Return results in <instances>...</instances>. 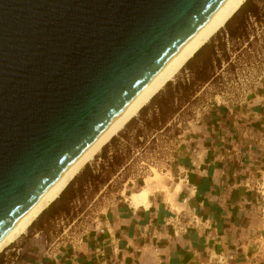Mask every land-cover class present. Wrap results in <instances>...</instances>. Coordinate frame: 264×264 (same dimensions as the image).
<instances>
[{"label": "water", "instance_id": "obj_1", "mask_svg": "<svg viewBox=\"0 0 264 264\" xmlns=\"http://www.w3.org/2000/svg\"><path fill=\"white\" fill-rule=\"evenodd\" d=\"M223 0H0V238Z\"/></svg>", "mask_w": 264, "mask_h": 264}, {"label": "crops", "instance_id": "obj_2", "mask_svg": "<svg viewBox=\"0 0 264 264\" xmlns=\"http://www.w3.org/2000/svg\"><path fill=\"white\" fill-rule=\"evenodd\" d=\"M240 105L207 115L206 142L173 202L158 194L146 210L126 201L108 209L57 264H260L264 80Z\"/></svg>", "mask_w": 264, "mask_h": 264}, {"label": "rangeland", "instance_id": "obj_3", "mask_svg": "<svg viewBox=\"0 0 264 264\" xmlns=\"http://www.w3.org/2000/svg\"><path fill=\"white\" fill-rule=\"evenodd\" d=\"M248 1L257 7V19L245 18L241 8L228 22V28L232 29L243 21V38L231 41L225 26L190 61V67L194 68L209 58L211 64L207 71L210 81L206 84L195 82L186 65L113 139L115 141L112 140L86 166L103 183L96 184L95 189L85 188L79 198L69 203L68 216L48 220V212L39 217L24 236L0 254L3 264H51L50 260L52 264H57L56 257L64 251L71 252L79 247L82 238L98 224L99 218L108 209L129 203L133 190L144 188L152 196L162 194L167 203H171V199L173 202L183 187V168L206 142L207 115L213 108H228L232 111L240 108V104L246 102L264 80V0ZM211 51L214 52L212 56ZM176 83H193V86L189 93H184L173 89ZM166 103L170 111L163 122L151 128L146 126L154 116L160 118L157 106H165ZM137 132L142 133L139 139ZM104 150L106 160L101 157ZM113 158L119 159L118 165L112 163ZM258 189L260 194L264 193V180ZM76 190L77 186L73 191ZM62 205L60 200L56 207ZM262 216L260 213L261 223ZM39 228L42 232H38ZM260 231L264 235V225ZM263 241L260 240L256 245L261 257L260 264H264Z\"/></svg>", "mask_w": 264, "mask_h": 264}, {"label": "bare ground", "instance_id": "obj_4", "mask_svg": "<svg viewBox=\"0 0 264 264\" xmlns=\"http://www.w3.org/2000/svg\"><path fill=\"white\" fill-rule=\"evenodd\" d=\"M248 0H223L194 34L169 58L161 69L106 126L73 163L36 200V202L0 238V254L24 236L39 216L64 192L69 183L102 150L146 108L181 70L222 30ZM153 199L146 189L133 190L129 196L132 208H149Z\"/></svg>", "mask_w": 264, "mask_h": 264}, {"label": "trees", "instance_id": "obj_5", "mask_svg": "<svg viewBox=\"0 0 264 264\" xmlns=\"http://www.w3.org/2000/svg\"><path fill=\"white\" fill-rule=\"evenodd\" d=\"M241 10H243V14H244V17L245 18H252V19L256 20L257 17H258V13H257L258 12V9H257V7L254 4H251L250 1H248L242 7ZM226 26H227V36H228V38L231 41L232 40H237V39L243 38V28H242L243 21L242 22H239L238 24H236V26L234 28H232V29L228 28L229 23ZM210 55L211 56L214 55V52L211 51L210 52ZM191 63L192 62H189L187 64L186 68H188L189 72L191 73L192 79L195 82H199V83H203V84L208 83L211 78L209 77V74H208V71L207 70H208V68H209V66L211 64V60L209 58H206V59H204V61L201 64H199L198 66H195L194 68H191L190 67V64ZM189 68H191V69H189ZM192 86H193V83H189V84L176 83L174 85L173 89L174 90L176 89L177 91H183L184 93H189L191 91V87ZM157 109H158L160 118L157 119L154 116L152 122L146 123V126H148V127L151 128L153 126H156L157 123H160L161 124L163 122L165 116L167 115V113L170 111L167 103L165 104V106L164 105L163 106L162 105L157 106ZM141 135H142V133L139 132L137 134V138L139 139L141 137ZM121 138H123V137H121ZM114 141L115 140H113L112 142H114ZM104 153H105V150H104L103 154L101 155L102 160H106V155ZM112 160H114V162H112V163L115 164V165H118L119 162H120L118 158H113ZM102 183H103L102 182V179L99 178V176H96L94 174V171L93 170H91L90 168H87L86 167L85 170L81 173V175L78 178H76L70 185H68L69 187L67 186L68 187L67 190L65 189L66 191L64 190L65 192L63 193V195L62 196L60 195L61 196L60 199L59 198H58L59 200L57 199L58 202L60 200H62L63 205L60 208L59 207H56V204L58 203V202H56L57 201L56 200L55 201L56 203L54 202L55 204L53 203L52 206L48 210L46 209L47 211L45 210L39 217L41 218L43 215L48 214V212L50 213V215L48 216V220H54L56 218H59L60 216H68L70 214L69 210L67 209V205L69 203H71L73 200L79 198L81 196L80 194L82 193V191L85 188H94L95 189L96 188V184H102ZM107 183L108 182H106L104 184V186ZM76 186H77V190L76 191H73V189ZM67 194H69V196ZM66 196H68V197H66ZM38 232H42V229L39 228L38 229ZM1 258L2 257H0V264H3L2 261H1Z\"/></svg>", "mask_w": 264, "mask_h": 264}, {"label": "built area", "instance_id": "obj_6", "mask_svg": "<svg viewBox=\"0 0 264 264\" xmlns=\"http://www.w3.org/2000/svg\"><path fill=\"white\" fill-rule=\"evenodd\" d=\"M263 201H264V198H263ZM263 203V205H264V202H262ZM261 214H263V216H262V221H263V224H264V206H262V209H261ZM264 239V238H263ZM262 240V239H261ZM264 242V241H263ZM217 264H229L228 263V261L223 257V256H221V257H219L217 260Z\"/></svg>", "mask_w": 264, "mask_h": 264}]
</instances>
